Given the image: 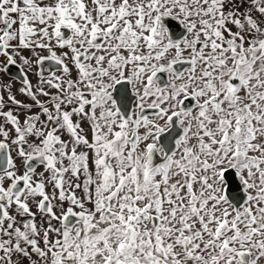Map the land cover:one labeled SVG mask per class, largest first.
Returning <instances> with one entry per match:
<instances>
[{"label":"snow or ice","instance_id":"snow-or-ice-1","mask_svg":"<svg viewBox=\"0 0 264 264\" xmlns=\"http://www.w3.org/2000/svg\"><path fill=\"white\" fill-rule=\"evenodd\" d=\"M0 264H264V0H0Z\"/></svg>","mask_w":264,"mask_h":264},{"label":"water","instance_id":"water-1","mask_svg":"<svg viewBox=\"0 0 264 264\" xmlns=\"http://www.w3.org/2000/svg\"><path fill=\"white\" fill-rule=\"evenodd\" d=\"M12 71H16V69L13 68ZM161 77H162V80H163V74H162ZM229 179H230V177H229ZM233 187H235V185H233ZM231 189H232V184L230 183V188H229V191H230V192H231Z\"/></svg>","mask_w":264,"mask_h":264},{"label":"flooded vegetation","instance_id":"flooded-vegetation-1","mask_svg":"<svg viewBox=\"0 0 264 264\" xmlns=\"http://www.w3.org/2000/svg\"><path fill=\"white\" fill-rule=\"evenodd\" d=\"M161 76H162V74H160ZM163 76H164V74H163ZM33 78H35V77H33ZM118 90H119V86H118ZM114 95H116V94H114ZM131 103V98H129V104Z\"/></svg>","mask_w":264,"mask_h":264},{"label":"crops","instance_id":"crops-1","mask_svg":"<svg viewBox=\"0 0 264 264\" xmlns=\"http://www.w3.org/2000/svg\"><path fill=\"white\" fill-rule=\"evenodd\" d=\"M5 79H6V77H5ZM33 80H35V78H33Z\"/></svg>","mask_w":264,"mask_h":264}]
</instances>
